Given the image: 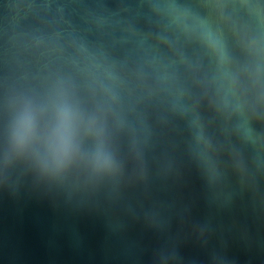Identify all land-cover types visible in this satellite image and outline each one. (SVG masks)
Returning <instances> with one entry per match:
<instances>
[{
    "label": "water",
    "instance_id": "95a60500",
    "mask_svg": "<svg viewBox=\"0 0 264 264\" xmlns=\"http://www.w3.org/2000/svg\"><path fill=\"white\" fill-rule=\"evenodd\" d=\"M0 264H264V0H0Z\"/></svg>",
    "mask_w": 264,
    "mask_h": 264
}]
</instances>
